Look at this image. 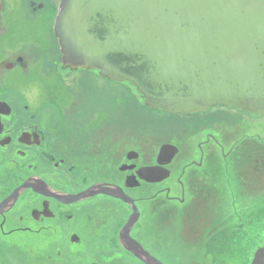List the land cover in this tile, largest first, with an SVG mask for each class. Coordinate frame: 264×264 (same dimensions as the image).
I'll return each mask as SVG.
<instances>
[{
    "label": "flooded vegetation",
    "instance_id": "1",
    "mask_svg": "<svg viewBox=\"0 0 264 264\" xmlns=\"http://www.w3.org/2000/svg\"><path fill=\"white\" fill-rule=\"evenodd\" d=\"M60 3L0 0V246L21 235L30 264H144L120 237L134 205L130 236L161 261L146 247L151 233L181 227L209 238L216 258L229 246L252 264L264 247V144L252 128L261 114H170L129 83L68 68L55 34ZM259 198L262 209L227 208Z\"/></svg>",
    "mask_w": 264,
    "mask_h": 264
},
{
    "label": "water",
    "instance_id": "2",
    "mask_svg": "<svg viewBox=\"0 0 264 264\" xmlns=\"http://www.w3.org/2000/svg\"><path fill=\"white\" fill-rule=\"evenodd\" d=\"M55 34L65 66L129 83L148 108L264 115V0H61ZM133 208L122 245L144 264H165L130 236ZM252 264H264V247Z\"/></svg>",
    "mask_w": 264,
    "mask_h": 264
},
{
    "label": "rangeland",
    "instance_id": "3",
    "mask_svg": "<svg viewBox=\"0 0 264 264\" xmlns=\"http://www.w3.org/2000/svg\"><path fill=\"white\" fill-rule=\"evenodd\" d=\"M230 111L233 110L232 108H219L214 107L209 110L208 113L213 111ZM162 119L166 116L162 114ZM209 115V114H208ZM239 117V116H238ZM244 123H252L253 119L249 117L247 119L246 117L241 118ZM238 118V120H241ZM146 124L149 126H154L153 118L150 114L145 115ZM179 126V125H178ZM257 128L258 133V142L264 144V116L259 115L257 119V125L252 128ZM255 128V130H256ZM146 135L151 134H159V136L164 135L168 132L166 129H160V130H151L147 127ZM167 131V132H166ZM163 136V137H164ZM169 186V182L163 183V187ZM260 203L259 207L262 209L261 206V198L258 200L252 201V200H242V201H228L227 208L235 209H243L246 206L251 205L255 202ZM229 211H227L228 214ZM229 215V214H228ZM263 220L260 221L262 223ZM142 231L139 232V235L141 236ZM153 234V235H152ZM153 238V243L149 244L147 243V248L151 249L154 252H157L162 261L165 264H210L209 259L207 258V255L205 254V241H207L209 238H205V241L203 242L202 239L196 238V235H192L190 233H187L186 230L182 229L181 227H172L170 230H165L161 234L160 232L157 233H151ZM150 235V236H151ZM146 236V233H145ZM143 237V236H142ZM16 244L12 246H0V264H30L26 263V261L19 256V254H23L21 251L25 252V243L24 238L20 235L15 237ZM53 250V249H52ZM51 250V251H52ZM41 252H43L42 248H34L33 256L34 259H38L41 256ZM135 264V263H131Z\"/></svg>",
    "mask_w": 264,
    "mask_h": 264
},
{
    "label": "trees",
    "instance_id": "4",
    "mask_svg": "<svg viewBox=\"0 0 264 264\" xmlns=\"http://www.w3.org/2000/svg\"><path fill=\"white\" fill-rule=\"evenodd\" d=\"M257 239L259 241V243L261 244L262 242H264V224H260L259 225V231H258V236ZM229 247V246H228ZM226 246V251L224 257L219 258L220 254L217 256L214 255L215 249L213 247L207 246L205 248V254L207 255V258L209 259L210 264H239L241 263L239 258H241L240 255H238L237 253H234L235 250L233 247H229L228 248ZM255 250V249H254ZM216 252V251H215ZM225 258V260L223 261V259ZM239 260V263H238Z\"/></svg>",
    "mask_w": 264,
    "mask_h": 264
}]
</instances>
